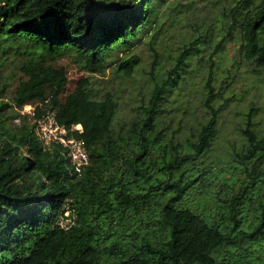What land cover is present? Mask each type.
Wrapping results in <instances>:
<instances>
[{"label":"trees","instance_id":"1","mask_svg":"<svg viewBox=\"0 0 264 264\" xmlns=\"http://www.w3.org/2000/svg\"><path fill=\"white\" fill-rule=\"evenodd\" d=\"M186 7L177 0H0V59L18 61L21 75L11 103L0 102V264H264L261 109L240 113L239 138L213 153L234 100L220 77L234 79L241 68L264 74V0L226 2L218 28L198 31L173 68L149 79V94L125 126L117 96L101 94L90 77L64 97L69 79L60 59L89 75L114 68L131 79L140 63L131 51L174 27ZM190 78L198 79V99L183 132L182 121L173 128L174 114L180 104L189 113L192 102L182 96ZM36 104L52 108L69 137L85 142L90 162L81 175L63 146L45 148L21 116ZM67 200L75 219L65 230L58 222ZM248 202L256 221H248Z\"/></svg>","mask_w":264,"mask_h":264},{"label":"rangeland","instance_id":"2","mask_svg":"<svg viewBox=\"0 0 264 264\" xmlns=\"http://www.w3.org/2000/svg\"><path fill=\"white\" fill-rule=\"evenodd\" d=\"M228 1L177 0V4L187 5V7L183 9L182 14L175 16L177 21L176 25L168 29L164 27L153 41L149 42L151 38L149 37L131 51V56H138L140 58V63L135 70L134 77L131 79L121 78L115 73L114 68L108 70L105 75H89L82 71L70 57L60 59L58 64L66 68L69 79L64 97L75 90L80 79L90 77L93 87L101 94L112 92L117 96L119 104L117 121L125 126L132 119L135 113L134 108L139 104V100L149 94V79L152 76L160 74V69L168 70L173 68L174 63L181 56L183 43H187L194 35L198 34V31L205 32L208 27L217 29L221 24L220 15L223 12V5ZM156 32L158 33V31ZM11 58L13 57L11 56ZM155 60L159 64L155 65L152 70L151 65ZM207 61L206 59L201 65H209ZM18 65V61H5L0 59V102L11 103L14 89L21 77L18 72ZM244 69L241 68L239 72L233 71L234 79L227 80L226 78L228 77L225 75L220 77L219 84L223 83V89L229 87V92H233L234 94V100L230 102V107L226 111L227 113H224L220 134L213 148L215 156H220L224 153L228 140L234 141L239 138V131L236 128L241 117L238 115L248 107L253 105L261 109L258 120L264 122V74L255 76L251 73L244 72ZM236 73H238L237 76ZM202 74L203 72H200L199 76ZM192 80H190L188 88L185 91L186 98L182 96V100L188 99L192 102L189 113L186 114L184 106L180 104L178 107H181V110L174 114L176 119L174 120L173 128L177 129L178 123L182 121L184 127L183 132H188L191 126L189 121L195 119L192 109L197 104L198 95L194 90L193 82L196 83L198 79L195 81ZM229 83L230 86H228ZM12 122L16 125L14 121ZM27 122L33 125V119L28 118ZM182 135L183 133L178 135V137ZM212 172L217 173L218 169ZM257 197L258 194H255V199ZM247 204L251 208L250 202ZM250 210L251 212L249 214L246 213L248 216L250 215L248 221H256L258 212L254 210V207ZM260 255L264 256V251Z\"/></svg>","mask_w":264,"mask_h":264},{"label":"built area","instance_id":"3","mask_svg":"<svg viewBox=\"0 0 264 264\" xmlns=\"http://www.w3.org/2000/svg\"><path fill=\"white\" fill-rule=\"evenodd\" d=\"M47 104V103H46ZM37 108L43 112L41 116L37 117ZM22 117H29L33 119L34 132L45 148L52 144H60L65 148L64 156L73 165L78 175H81L84 168L89 165V152L82 139L69 137V131L66 127L58 123L55 111L44 104L26 105L20 112ZM21 117L15 122L20 123ZM76 131L82 132V126H76ZM74 213L70 205V200L65 203V212L59 218L58 225L67 230L74 224Z\"/></svg>","mask_w":264,"mask_h":264}]
</instances>
